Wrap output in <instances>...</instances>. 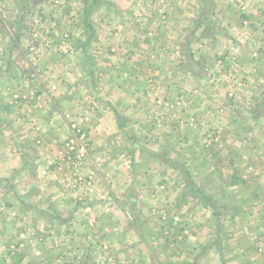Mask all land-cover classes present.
<instances>
[{"label":"crops","instance_id":"obj_1","mask_svg":"<svg viewBox=\"0 0 264 264\" xmlns=\"http://www.w3.org/2000/svg\"><path fill=\"white\" fill-rule=\"evenodd\" d=\"M0 264H264V0H0Z\"/></svg>","mask_w":264,"mask_h":264},{"label":"rangeland","instance_id":"obj_2","mask_svg":"<svg viewBox=\"0 0 264 264\" xmlns=\"http://www.w3.org/2000/svg\"><path fill=\"white\" fill-rule=\"evenodd\" d=\"M73 127H76L78 129H80L76 124H72L71 125V134L70 135H72ZM80 130L83 131L82 129H80ZM87 138L89 139L88 136H87ZM89 141H90V139H89ZM66 142H67V139L65 141V149L63 151V154L61 155V158L63 160L64 165H66L68 167L69 171L71 172L70 179L73 182L72 186H73L74 189H77L78 188V185H82L83 186V191L81 192V193H83L82 194L83 195L82 198L88 197L94 191V189H93V178H91L92 177L91 175L82 174V171H81L82 165L87 161V158L88 157H86V159L83 160L76 167H70L69 163L64 158L65 153L67 151V149H66ZM89 152H90V150H89ZM78 176L81 177V179H82L81 181H78ZM87 181H90L92 183V187L90 188L91 191H87L86 190ZM228 208L230 209V206H228ZM226 215L227 216H230L231 213L230 212H226ZM196 219H197V217H196ZM194 220H195V218L193 220H191V222H193ZM185 224H188V223L186 222ZM244 224H245V221L244 220L243 221H237L236 219L232 220L231 218H224L223 220H221V222H219V224H217L216 219H211V220H208L207 222H204L200 226H198V225L197 226H194V225L191 226L190 227V231L192 233H199V234L201 232H209V233L210 232H214V233L215 232H219L221 234V236H219V240H222L223 241L222 242V245H221V248L223 250H225V251L229 250L231 252L240 253L241 250L237 246V243H238L239 240H242V238L241 237L240 238H237V235L236 236L233 235L232 232H237L236 229H238V228H242L241 229L242 230L241 232H247L248 231V227H247V225H244ZM178 226L179 225H173V227H175V228H178ZM149 228H152V226L151 227L149 226L146 229H149ZM181 228H182V226L180 225V227L178 228V230L181 229ZM256 232H262V231H260V229H257ZM235 234H237V233H235ZM258 237L259 236H257V238ZM16 239H17L16 241H14L13 243L10 244V245H12L11 251L16 252L13 255V257H17L18 255L22 254L23 251H24V249H25V246H22V244L19 245V241L21 240V239L19 240V235H18V238H16ZM194 239H195L194 236H192V241ZM24 240H25V237L22 239V241H24ZM212 240H215V239L212 238ZM13 247H14V249L16 251L13 250ZM4 252H6L5 255L7 256V253H9L8 245L5 247V251ZM206 259H207L208 263H214V261H215V259L213 257H211V256H208ZM163 262L166 263V261H163Z\"/></svg>","mask_w":264,"mask_h":264},{"label":"built area","instance_id":"obj_3","mask_svg":"<svg viewBox=\"0 0 264 264\" xmlns=\"http://www.w3.org/2000/svg\"><path fill=\"white\" fill-rule=\"evenodd\" d=\"M66 149L67 151L64 158L69 163L70 167H76L83 160H85L86 157H88L90 150V141L83 131L76 127H73L72 135L67 138ZM81 180V177L78 176V181ZM90 181H87V191H91L90 188L92 187V183Z\"/></svg>","mask_w":264,"mask_h":264},{"label":"trees","instance_id":"obj_4","mask_svg":"<svg viewBox=\"0 0 264 264\" xmlns=\"http://www.w3.org/2000/svg\"><path fill=\"white\" fill-rule=\"evenodd\" d=\"M202 190H198L196 189V187L192 188V190L190 191V193L192 194V196H195V194H200L202 195Z\"/></svg>","mask_w":264,"mask_h":264}]
</instances>
